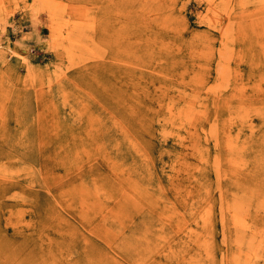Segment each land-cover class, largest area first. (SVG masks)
Masks as SVG:
<instances>
[{
  "label": "rangeland",
  "instance_id": "1",
  "mask_svg": "<svg viewBox=\"0 0 264 264\" xmlns=\"http://www.w3.org/2000/svg\"><path fill=\"white\" fill-rule=\"evenodd\" d=\"M0 55L34 130L0 144V264H264V0H0ZM50 105L104 152L45 155Z\"/></svg>",
  "mask_w": 264,
  "mask_h": 264
},
{
  "label": "bare ground",
  "instance_id": "2",
  "mask_svg": "<svg viewBox=\"0 0 264 264\" xmlns=\"http://www.w3.org/2000/svg\"><path fill=\"white\" fill-rule=\"evenodd\" d=\"M215 6V5H214ZM210 7V6H209ZM140 8V7H139ZM64 14V13H63ZM63 14L61 15V13H60V15L61 16H63ZM52 15V14H51ZM56 15V14H55ZM54 15V16H55ZM58 15V14H57ZM69 16H70V14H68ZM215 15V14H214ZM59 16V15H58ZM92 16V15H91ZM61 18V17H60ZM63 18H65V17H63ZM68 18V17H67ZM216 18V17H215ZM218 18V17H217ZM54 19V18H53ZM85 19H86V17H85ZM70 20V19H69ZM75 20V19H74ZM52 21V20H51ZM54 21H55V19H54ZM72 21V20H71ZM80 21V20H79ZM82 21V20H81ZM84 21V20H83ZM218 21V19L215 21V22H217ZM221 21V20H220ZM57 22H58V19H57ZM65 22H68V21H65ZM64 22V23H65ZM74 22V21H73ZM76 22V24H78L77 23V21H75ZM69 23V22H68ZM71 23V22H70ZM82 23H84V22H82ZM222 23V22H221ZM63 25V24H62ZM66 25V24H65ZM64 25V26H65ZM70 25V24H69ZM71 26V25H70ZM81 26V25H80ZM82 26H84L83 24H82ZM87 26V25H86ZM85 26V27H86ZM215 27H218L219 28V26H221V28L223 27L222 25H219V26H216V23H215V25H214ZM66 27V26H65ZM77 27V26H76ZM75 26H74V28H76ZM85 27H84V30H85ZM61 28V27H60ZM71 28V27H70ZM69 28V29H70ZM87 28V27H86ZM79 29H80V27H79ZM62 30V29H61ZM75 30H78V29H75ZM82 30V29H81ZM87 30V29H86ZM91 30V29H90ZM80 31V30H79ZM83 31V30H82ZM88 31H89V28H88ZM222 31V30H221ZM58 32H60V31H58ZM241 32H242V30H240V34H241ZM61 33V32H60ZM59 33V34H60ZM76 33V32H75ZM58 34V33H57ZM61 36H64V35H62V33H61ZM241 36V35H240ZM243 36H244V34H243ZM242 37V36H241ZM64 38V37H63ZM66 39H68L69 40V42L71 43V45L72 46H74L75 45V42H76V39L75 38H73V36H72V33L70 32V33H68V36L66 37ZM151 39V38H150ZM242 39V38H241ZM68 40H67V43H68ZM226 41V40H225ZM70 43H69V45H70ZM243 43V42H242ZM239 44V43H238ZM235 46V45H234ZM250 47H251V44H250ZM261 47V46H260ZM234 49V48H233ZM261 49V48H260ZM242 51V50H241ZM261 51V50H260ZM16 53V52H15ZM222 54V53H221ZM242 54V53H241ZM240 54V55H241ZM231 55V54H230ZM1 56V55H0ZM5 56V55H4ZM11 56V55H10ZM221 56V55H220ZM238 56V55H237ZM12 57V56H11ZM23 57V56H22ZM230 57V56H229ZM9 58V57H8ZM220 59V58H219ZM25 60V59H24ZM220 61V60H219ZM224 61V60H223ZM23 62V61H22ZM25 63V62H24ZM223 65V64H222ZM222 68H223V66H222ZM229 69V68H228ZM32 72V71H31ZM226 72V71H225ZM227 73V72H226ZM17 75H19V74H17ZM29 75V74H28ZM30 75H31V73H30ZM226 76V75H225ZM57 77V76H56ZM62 77V76H61ZM61 77H60V79H61ZM51 82V81H50ZM225 82V81H224ZM51 84V83H50ZM62 89V88H61ZM216 89H214V91H215ZM218 90V89H217ZM213 92V91H212ZM11 93H13V92H11L10 90H7V89H5L3 86H0V144H1V142H4L5 143V145H7V148H9L8 150L9 151H6V153L4 154L5 155V157L6 158H8V157H13V155L15 154V152H16V150H17V148L16 147H14L12 144H10V143H8L6 140H5V136L6 135H8V134H11V133H13V132H16V131H19L20 129L22 130L21 132H20V135L22 136V137H20L21 138V142H20V146L21 147H23V148H25V149H29V148H31V149H33L34 150V147L32 146V145H30V144H27L25 141H23L24 140V137H26L27 135H33V131H31L30 130V127H29V125H27L28 123H27V121L25 120V119H22V120H19V118H15V121H14V125L12 126V123L10 124V126L9 125H7V123L6 124H3L2 125V123H3V120L6 118V113H7V103H8V100H9V96H10V94ZM91 97H93V96H91ZM63 99V98H62ZM62 101V100H61ZM66 101H67V99H66ZM194 101V100H193ZM63 102V101H62ZM179 102H180V100H179ZM64 103V102H63ZM174 103L175 104H177V102H175L174 101ZM201 103V102H200ZM194 104V103H193ZM199 104V103H198ZM188 105V104H187ZM51 106H52V111L50 110L51 109ZM181 106V105H180ZM180 106H179V108H180ZM189 106V105H188ZM193 106V105H192ZM53 107L56 109V106H53V105H50V106H48V108L46 109V112H49L50 113V117L52 118H50V117H47V118H44V120L40 123V126H38L39 127V130H40V134H39V142H40V144L42 143L43 145H41L40 146V149H41V151H44V153H45V155H47V153H54V154H52L53 156L54 155H57L59 152H61V151H63V149H62V147H63V144H64V146H71V148H73V153H75L76 155L77 154H79L80 152H83V151H85V152H90L89 153V155L87 156V157H90V155H92V154H96V153H98V152H101V153H103L104 152V150L102 149L103 147H102V145H104V143L102 144V145H100V146H97L96 145V142L97 143H99V144H101L100 142H98V141H96L97 140V138H99V139H101V140H104V141H107L109 138L108 137H103L102 136V134L99 136V135H97L98 134V132H99V130H96L95 131V133H96V137H95V141L94 140H85L84 139V136L82 135V134H80V133H77V129H75V128H73L72 129V133L70 134V135H68V136H66L65 134L67 133L66 131H69V127L68 126H66V125H64V121H62V119H59V118H56V117H54V116H56L55 115V111H54V109H53ZM189 107H191V106H189ZM45 108V107H44ZM179 108L177 107V109L179 110ZM191 108H193V107H191ZM191 108H189V109H191ZM195 108V107H194ZM198 109V108H197ZM181 110V109H180ZM192 110V109H191ZM203 110V109H202ZM73 111V110H72ZM172 110H170V112H171ZM78 112V111H77ZM174 113H175V111H173ZM179 112V111H178ZM185 112V111H184ZM203 113V112H202ZM69 114V113H68ZM79 114V116H80V113H78ZM177 114V113H176ZM200 114V113H199ZM173 115V118H175V117H178L177 115H174V114H172ZM179 115V114H178ZM43 116H45V113L43 112ZM47 116V115H46ZM113 116V115H112ZM184 116V115H183ZM194 117V116H193ZM64 118V117H63ZM185 118V117H184ZM183 118V119H184ZM171 119V118H170ZM177 119V118H176ZM175 120V119H174ZM173 120V121H174ZM190 120V119H189ZM208 120V119H207ZM18 121H21V123H22V125H19V123H18ZM170 121V120H169ZM179 121V120H178ZM206 121V120H205ZM66 123V122H65ZM121 123V122H120ZM170 123H171V121H170ZM173 124V123H172ZM212 127H214V125L212 126ZM94 128V127H93ZM180 128H182V127H180ZM175 129H177V128H175ZM201 129V128H200ZM215 129V128H214ZM180 130V129H179ZM54 131H57V132H55V133H57V134H55V135H53L52 134V132H54ZM182 131V130H181ZM203 132H205V130H202ZM70 132V131H69ZM191 133V132H190ZM207 133H209L208 131H207ZM50 134H52V135H50ZM176 133H174V134H172L173 136L172 137H174V135H175ZM205 134V133H204ZM210 134V133H209ZM17 135V134H16ZM178 135V134H177ZM206 135V134H205ZM205 135L203 136V137H205ZM34 136V135H33ZM201 136V138H203ZM36 137V136H35ZM178 137H179V135H178ZM33 138V137H32ZM134 138V137H133ZM28 139V138H27ZM182 139H183V137H182ZM203 140V139H202ZM201 140V141H202ZM128 141H129V139H128ZM130 142V141H129ZM210 142V141H209ZM131 143V142H130ZM175 143H177V142H175ZM133 147V146H132ZM137 147V146H136ZM143 147V146H142ZM193 147V146H192ZM18 153V152H17ZM141 152H139V154H140ZM208 153V152H207ZM85 154V153H84ZM207 155V154H206ZM211 155V154H210ZM15 156H17V155H15ZM14 156V157H15ZM86 156V155H85ZM105 157V156H104ZM146 157V156H145ZM60 158L61 159H64L65 160V164L67 165V170H68V175H67V178H69V175L70 176H72L73 175V173L76 171V169L78 168V165L77 164H72L71 163V161H70V159H68L66 156H64V155H61L60 156ZM98 158V157H97ZM144 158V157H143ZM142 158V159H143ZM206 158H207V156H206ZM92 159H94V158H92ZM208 159V158H207ZM150 160V159H149ZM200 160V159H199ZM205 160V159H204ZM94 161H96V160H94ZM202 161V160H201ZM211 161H213V160H211ZM198 162H200V161H198ZM204 162V161H203ZM202 162V163H203ZM215 162H218V161H215ZM205 163V162H204ZM203 163V164H204ZM219 163V162H218ZM112 164V163H111ZM200 164V163H199ZM202 164V165H203ZM217 164V163H216ZM165 165V164H164ZM198 165V164H197ZM215 165V164H214ZM82 166V165H81ZM80 166V167H81ZM217 166V168H219L218 166H219V164H217L216 165ZM8 166H5V168H7ZM79 167V168H80ZM207 167H209V166H207ZM215 167V166H214ZM0 168H4L3 166H0ZM103 168V167H102ZM127 168V167H126ZM156 168H157V166H156ZM198 168V167H197ZM196 168V169H197ZM81 169H83V168H81ZM10 170V169H9ZM8 171V170H7ZM112 171V170H111ZM157 171H158V169H157ZM163 171V170H162ZM168 171V170H167ZM12 172V171H11ZM28 172V171H27ZM108 172V171H107ZM19 173V172H18ZM198 173H199V171H198ZM29 174V173H28ZM89 174L91 175V172H89ZM115 174V173H114ZM4 175V174H3ZM9 175V174H8ZM74 175H75V173H74ZM116 175V174H115ZM82 176V175H81ZM167 177V176H166ZM194 177V176H193ZM66 178V179H67ZM79 178V177H78ZM111 178V177H110ZM116 178V177H115ZM170 178V177H169ZM83 179V178H82ZM65 180V179H64ZM111 180V179H110ZM116 180V179H115ZM112 181V180H111ZM219 181V180H218ZM118 182V181H117ZM222 182V181H221ZM61 183H63L62 185L60 184V186L62 187V186H64V184H65V182H61ZM83 183L84 182H80V185H83ZM93 184H95V182L93 181L92 182ZM120 184V183H119ZM220 184V183H219ZM235 184V183H234ZM103 185V184H102ZM212 185V184H211ZM97 186V185H96ZM99 186V185H98ZM160 186V185H159ZM101 187V186H100ZM99 187V188H100ZM161 187V186H160ZM220 187V186H219ZM93 188H95V187H93ZM97 188V187H96ZM95 188V189H96ZM126 188H127V186H126ZM129 188V187H128ZM127 188V189H128ZM228 188V187H227ZM124 189V188H123ZM122 189V190H123ZM227 190V189H226ZM94 191V190H93ZM99 191V190H98ZM101 192V191H100ZM100 192L98 193V194H100ZM136 192V191H135ZM205 192V191H204ZM102 193V192H101ZM107 193V192H106ZM120 193L121 192H119V195H120ZM129 194H130V192H129ZM122 195V194H121ZM128 195V194H127ZM96 197L98 196V195H95ZM104 196V195H103ZM102 196V198H104ZM205 196V195H204ZM207 196V195H206ZM132 197V196H131ZM98 198L99 197H97L96 199H89L88 197H87V191H84V190H82V195H81V197H80V202H81V205H85L87 208L85 209V212L86 213H88V209H89V211H91V210H96V208H98V206H99V204L98 203H100L99 202V200H98ZM133 198V197H132ZM206 198V197H205ZM204 199V198H203ZM106 201H107V199H105ZM112 200V199H111ZM190 200H192V199H190ZM201 200V199H200ZM109 201V200H108ZM119 201V200H118ZM136 201V200H135ZM117 202V201H116ZM115 203V202H114ZM102 204V203H101ZM194 204V203H193ZM104 205V204H103ZM191 205V204H190ZM101 206V205H100ZM119 206V205H118ZM116 207V206H115ZM187 207V206H186ZM82 208V207H81ZM189 208H192L191 206L189 207ZM207 208V207H206ZM205 208V209H206ZM222 208H223V206H222ZM207 209H209V208H207ZM108 210H110V209H108ZM107 210V211H108ZM113 210H115V209H113ZM224 210V209H223ZM111 211V210H110ZM208 211H210V210H208ZM118 212V211H117ZM106 213V212H105ZM104 213V214H105ZM205 213H207V212H205ZM103 214V213H102ZM208 214H211V213H207V215ZM98 216V215H97ZM104 216V215H103ZM102 215H101V217H103ZM206 216V215H205ZM210 216V215H209ZM20 217H24V220H26V216H22V214H17V218H20ZM100 217V218H101ZM108 216H106V218H107ZM116 217V216H115ZM205 218V217H204ZM207 219L209 218V217H206ZM113 218H111L110 220H112ZM240 217L239 216H236V215H234V223H240ZM18 220V219H17ZM201 220V219H200ZM99 221V220H98ZM208 221V220H207ZM106 222V221H105ZM52 223V222H51ZM108 223V222H107ZM98 224V223H97ZM158 224V223H157ZM198 224V223H197ZM201 224H203L202 222H201ZM34 224L33 223H31L30 224V222H26L25 221V226H23V227H21V228H27L28 226H33ZM58 225V224H57ZM203 226V225H202ZM206 226V224L204 225V227ZM20 226H16L15 228L16 229H18ZM204 227H202V228H204ZM19 231H20V229H19ZM188 231V230H187ZM41 232H43V231H41ZM191 232V231H190ZM197 233V232H196ZM183 235V234H182ZM186 236V235H185ZM194 236V235H193ZM118 238V237H117ZM207 241V240H206ZM201 242H205V240L203 241V239H202V241ZM208 243V242H207ZM202 245V244H201ZM205 245H208V244H205ZM251 247V246H250ZM253 247V246H252ZM251 247V248H252ZM205 248H207L206 246H205ZM202 249V248H201ZM258 249V247H256L255 248V250L257 251V252H259V249ZM252 250V249H251ZM251 250L249 251V252H251ZM206 252H207V250H206ZM209 252V251H208ZM207 252V253H208ZM237 252V251H236ZM253 252V251H252ZM206 254V253H205ZM210 254V253H209ZM253 254V253H252ZM251 253H250V258H253V255H252ZM258 254V253H257ZM10 255H12V254H10ZM238 256V255H237ZM236 256V257H237ZM258 256L259 257H261V255L260 254H258ZM244 257V256H243ZM211 258V257H210ZM239 258H241V257H239ZM256 258V257H255ZM17 260V259H16ZM236 260V262H237V264H238V258L237 259H235ZM186 261V260H185ZM249 261V260H248ZM254 261V260H253ZM252 261V262H253ZM245 262V261H244ZM256 262V261H255ZM188 263V262H187ZM233 263H235V262H233ZM246 263H248V262H246Z\"/></svg>",
  "mask_w": 264,
  "mask_h": 264
}]
</instances>
